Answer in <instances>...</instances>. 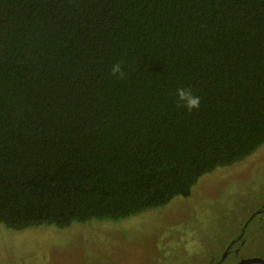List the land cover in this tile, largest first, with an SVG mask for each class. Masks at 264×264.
<instances>
[{
	"label": "trees",
	"instance_id": "16d2710c",
	"mask_svg": "<svg viewBox=\"0 0 264 264\" xmlns=\"http://www.w3.org/2000/svg\"><path fill=\"white\" fill-rule=\"evenodd\" d=\"M263 144L264 0H0V224L127 218Z\"/></svg>",
	"mask_w": 264,
	"mask_h": 264
},
{
	"label": "rangeland",
	"instance_id": "374dc122",
	"mask_svg": "<svg viewBox=\"0 0 264 264\" xmlns=\"http://www.w3.org/2000/svg\"><path fill=\"white\" fill-rule=\"evenodd\" d=\"M226 251L220 264L264 256V144L202 175L188 197L127 218L0 224V264H215Z\"/></svg>",
	"mask_w": 264,
	"mask_h": 264
},
{
	"label": "clouds",
	"instance_id": "9594fccd",
	"mask_svg": "<svg viewBox=\"0 0 264 264\" xmlns=\"http://www.w3.org/2000/svg\"><path fill=\"white\" fill-rule=\"evenodd\" d=\"M111 75L119 79H123L125 77V71L123 70L120 62L112 65ZM176 95L178 106H183L188 111H192L193 109H198L200 107V97L193 95L191 89L183 87L178 88L176 90Z\"/></svg>",
	"mask_w": 264,
	"mask_h": 264
},
{
	"label": "flooded vegetation",
	"instance_id": "af4514ba",
	"mask_svg": "<svg viewBox=\"0 0 264 264\" xmlns=\"http://www.w3.org/2000/svg\"><path fill=\"white\" fill-rule=\"evenodd\" d=\"M242 237V236H241ZM240 237V238H241ZM242 239V238H241ZM235 242L236 241H234L233 243H230L229 245H228V248L227 249H233V252H237V250L233 247L234 246V244H235ZM228 253H227V251L223 254V256L215 263V264H220V263H224L225 262V260L227 259V255ZM237 254V253H236ZM235 257H237V255H235ZM229 259H227V260H230L231 258H232V256H229L228 257ZM248 258H251V257H248ZM258 258H260L259 260H255V261H246L245 263H243V264H264V256L262 257L261 255H259L258 256ZM243 259H247L246 257H244V258H238L237 260H236V262H234L233 264H240V262L243 260Z\"/></svg>",
	"mask_w": 264,
	"mask_h": 264
},
{
	"label": "water",
	"instance_id": "95a60500",
	"mask_svg": "<svg viewBox=\"0 0 264 264\" xmlns=\"http://www.w3.org/2000/svg\"><path fill=\"white\" fill-rule=\"evenodd\" d=\"M260 258L258 257H253V258H247V259H243L240 264L245 263L246 261H255V260H259Z\"/></svg>",
	"mask_w": 264,
	"mask_h": 264
}]
</instances>
